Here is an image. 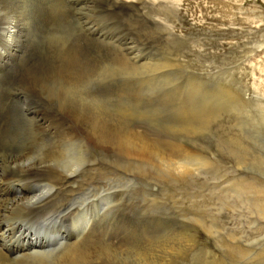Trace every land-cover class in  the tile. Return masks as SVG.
I'll use <instances>...</instances> for the list:
<instances>
[{"label": "rangeland", "instance_id": "1", "mask_svg": "<svg viewBox=\"0 0 264 264\" xmlns=\"http://www.w3.org/2000/svg\"><path fill=\"white\" fill-rule=\"evenodd\" d=\"M151 1L153 4L150 5H155L156 11L159 9L158 6L164 8V12H160V15L155 13L154 10L152 12L155 14H152L161 22L162 27L172 24L175 37L168 34L166 29L162 33V37L158 36L161 35V32H159L157 33L158 37L154 35L155 38L152 37L153 34L149 33V30H143L139 19H147L149 12L141 4L142 2L137 3L141 7V15H135L139 18L137 22H135L134 17L129 15L132 11L121 16L120 20L116 19L119 20L117 22L110 15L107 4L95 3V6L96 4L97 6L103 5L98 6L97 10L94 7L88 8V6H85L84 8L87 11H83L82 7L78 6L80 2L82 3L81 0H65L64 2L68 11L71 12L72 19L75 20V26L81 29L84 37L92 38L93 41L103 38L101 41L105 43L112 40L110 43H113V45L116 41L118 43L116 42L115 45H121L124 39H128L129 42L135 41V35L137 34L136 38L139 39L136 43L139 46H134V48L136 47L135 50L140 53L139 55L142 54L146 58L144 61L158 66L156 72L148 73L146 69L144 71H142L143 69L125 70L122 67V70L120 68L116 69L117 73L111 64H120L117 58L113 57V52H106V49H102L103 54L98 52L100 46L95 47V45L87 51V42L83 37H80V49L82 50H71L72 38L66 34L69 32V27L61 20V9L58 8L56 0L25 1L29 13L25 15L24 24H20L27 25V31L29 29L28 34L30 35L24 38L25 45L29 42L26 45V50L18 47L16 39L18 35L10 40V37L6 38L5 36L6 28L0 27V137L6 133L5 135L10 139L27 140L28 138L32 139L35 135L36 139H44L45 142H51L57 138L64 145L69 146L67 147L69 149L66 150L72 153L74 159L69 161L74 164L75 168H81L89 157L90 159L98 157V163H100L95 165V167L98 166V171L92 176L89 175L88 181L91 180V182L89 181L88 184L84 185H89L90 190L86 186L83 189L84 192L82 191L84 194L80 191L78 197L76 195V198H74L75 203H83L82 209H78L75 214L63 218L62 221L56 220L54 217L52 219L47 217L40 221L41 224L32 221H28L32 222L28 224L41 227L44 225L43 229H45L46 234H50V239L48 236L46 241L40 243L41 245H48L49 243L53 247L61 246L64 242V239L59 240L61 235H68L74 232L76 228H81L79 220L83 218L86 211V217L88 215L87 218L89 219L94 216V205L101 208L106 206L111 208V211L108 208L109 212L101 214L103 215L101 221L99 215L96 218H91L93 224L91 231L100 234V229H103L102 231L108 233L109 237L111 236L113 240H116L115 243L121 244L120 246L129 252L122 257L120 256V261L112 260L108 264H264V0ZM35 2L39 3L36 4ZM88 2L89 0L85 1L84 4L86 5ZM168 4L169 6H166ZM150 5L146 6L149 7ZM105 7L108 13H106ZM169 12L172 14L170 17L172 22L166 20L165 13ZM88 16L100 26H92V20H89ZM127 16L129 19L126 18ZM124 23L125 26H123ZM136 26L137 28H135ZM103 28L110 29L104 31ZM72 30L75 31L76 29ZM128 32L129 35H126ZM59 33L62 37L58 35ZM141 34L146 37L147 43L143 38H140ZM128 36L133 37L131 39ZM9 41L11 42L9 43ZM127 46H130L129 43ZM66 51H68L67 54L70 57L66 54ZM84 52H90V56H87ZM109 53L111 56H107ZM126 53L131 55L130 52ZM65 55L72 59L68 61L69 59ZM22 56L26 60L23 58L21 62L20 58ZM86 57L92 59L87 58L86 60ZM130 57H133V55ZM138 58L136 59L137 62L140 60ZM62 61H64L63 65L61 64ZM161 62L163 63L161 64ZM89 63H92L96 68L92 65L90 67ZM104 64H106V68ZM60 66L63 68V72ZM27 67H30L37 76L40 73L42 74L43 80L46 81L45 85L50 86V90H52L50 93L52 92V94L56 93L58 84L64 85L69 90L74 86L79 87L78 89H71L70 92L73 93V96L79 90L84 95L86 94L84 97L90 104L85 107H77V110L83 111L82 113L86 117L89 113V116L92 114L89 110H96L97 117L99 116L100 120L107 117L108 122L120 126L119 131L126 127L138 132V134H146L144 137L149 141V145L150 142L159 145L165 148L167 153L169 147L174 146L173 143H182V146L190 153V158L183 159L182 156L176 155L173 162H185V164L189 162V165L187 164L189 167L186 165L189 173L187 170L185 172L184 168H177L178 165L174 163L170 165L153 159L156 161L154 164H157L158 167L156 169L152 164V158L142 160L135 158V156L123 158L113 147L102 145L96 137L93 138L90 132L87 131L88 126L83 122H80L81 128L76 127L73 120L60 122L58 123L60 128L58 127L56 135H41L34 128L37 125L25 117V112L31 108L29 109L24 94L17 90L22 76L28 71ZM70 67L74 69L71 70ZM93 68L95 69L93 70ZM103 68L106 71H102ZM67 69L74 72L69 73ZM60 71L62 73L66 72L67 75L66 73L61 74ZM79 71L80 73H78ZM9 72L12 74L10 75ZM60 75L64 76L59 77ZM66 77H73L70 80L71 84L69 83L68 86L64 83ZM141 77L144 81L146 79L147 81L144 82ZM8 79L11 81H8ZM122 79L125 83L122 82ZM141 80L144 85H142ZM126 82L127 84L131 83L129 89L132 91L128 89L130 85H127ZM71 85L72 87H70ZM145 85H149V89ZM132 87L137 88L133 89ZM46 95L41 96L43 102H47V100L50 102L51 98L54 103L59 100L54 95ZM82 102L85 104L86 101L83 100ZM99 103L102 105H99ZM197 103L199 105L202 103L205 108L203 106L201 108ZM118 106L123 108L120 111L121 113H117L120 109ZM72 107L75 108L73 105ZM87 109L88 111H86ZM199 110L210 112L209 118L207 116L209 123L206 119L199 118V114H195ZM184 111L186 115L190 111V126H194V128L191 127L193 130H190V134L184 132L173 137L169 134L172 133L169 127L172 124L176 126L177 123L181 125V114ZM197 116L199 119H197ZM131 119L133 120L132 127L129 124ZM84 125L86 127H83ZM201 126L203 127L201 130L195 128ZM137 128H141L142 131L137 130ZM68 131L70 132L68 133ZM73 131H79L76 132L75 144L72 136ZM86 135L87 137H85ZM64 165L61 163L59 168ZM64 167L62 169L66 170V167ZM83 168H85V165ZM32 183H37L36 186L40 184V182H36V179H33L29 182L22 181L18 185L17 182L6 177L5 181H0V192H2L0 193V199L14 197L20 191L29 194L31 192L29 185ZM104 190L107 191L102 193ZM87 218L86 220H88ZM5 222L0 220V246L5 248L9 258L14 259L24 249L26 251L30 248L26 249L22 246L25 239L21 242L15 240L16 228L13 229L11 223ZM8 228L9 232L7 231ZM13 244L14 246H12ZM158 245H165L169 249H174L172 248L173 245H177V247L172 254L173 256L161 252L157 253L160 255H157L154 254L153 247ZM140 253L141 255L144 253L147 257L144 259L145 261ZM139 257L142 259L141 261L138 259Z\"/></svg>", "mask_w": 264, "mask_h": 264}, {"label": "bare ground", "instance_id": "2", "mask_svg": "<svg viewBox=\"0 0 264 264\" xmlns=\"http://www.w3.org/2000/svg\"><path fill=\"white\" fill-rule=\"evenodd\" d=\"M26 0H0V27L1 28H6L5 32L6 33V38L10 37V40L13 39L16 35L17 36V42H18V47L21 49H25L26 50V45L29 43H27L25 45V41L24 38L28 34L27 28L24 25H21L20 23L24 24V20L26 19V16L29 13V9H27L28 5L26 4L27 2H25ZM28 1V0H27ZM65 0H56L57 2V6L60 10V15H61V20L64 22V24L67 25V27H69V32H67L66 34L69 35L70 38H72V47L71 50H76L80 49V37H83L86 42H87V51L89 50V48H93L94 45L96 46H100L99 51L103 53L102 49L105 50L106 52H113L115 58H117L118 62L120 65L118 64H111L112 67L115 69V72L118 73V71H116L117 68H120L121 70L124 68L125 70H138V69H143L142 71H144L146 69V71L148 73L150 72H156L158 67L157 65L152 64L151 62H146L144 61L146 58L140 53H137V51L135 50L137 46V41L139 38H136L135 35V41H131L129 42L128 39H122L123 42L121 45H113V43L110 42H104L101 40H92V38H87L83 36V32L81 31V29H79L77 26H75L76 23L75 20L72 19L71 16V12L68 11V9L66 8L67 6L65 5ZM82 3L80 2V4L78 6H81L83 11H87L84 7L88 6L89 7H94L95 9L98 8V6H102L103 4H107V7L110 9V15L112 16L113 19H119L121 18V16L126 15L127 13L131 12L130 17H134V19H136L135 22H137V20L139 19L137 16L135 15H141V7H139V5H137V3H141L143 4V6L148 10L147 12H149L148 14V18L147 19H139L140 24L144 29H147V31L149 30V33L153 34V38H155L154 35L157 36V33L161 32V35H158L159 37H162V33L165 31V29L167 30L168 34H170L172 37H175L174 32L172 31V24L169 25H164L163 27L161 26V22L159 20H157L153 14L157 13L159 14L160 12H164V8L162 6H158L159 9L156 11L155 10V5H150L153 4L151 0H89L88 3H86V5L84 4L85 1L87 0H81ZM157 1V0H156ZM172 1V0H171ZM169 2V1H168ZM36 3V2H35ZM39 3V2H37ZM36 3V4H37ZM74 3V2H73ZM76 3V2H75ZM93 3V4H92ZM95 3H103L102 5H98ZM35 4V5H36ZM156 4V3H155ZM162 4V3H161ZM41 5V4H39ZM52 5V4H51ZM50 5V6H51ZM146 5H150L149 7H147ZM54 6V5H53ZM166 6H169L166 5ZM37 7V6H36ZM57 8V9H58ZM93 8V9H94ZM106 8V7H105ZM128 8V9H125ZM172 8V7H171ZM53 9V8H52ZM35 10V9H34ZM37 10V9H36ZM51 10V9H50ZM71 10V9H70ZM80 10V9H79ZM97 10V9H96ZM156 11L155 13L152 11ZM54 11V10H53ZM93 11V10H92ZM107 11L106 13H108V10L106 8ZM143 11V10H142ZM36 12H40V11H36ZM56 12V11H55ZM94 12V11H93ZM172 12V11H171ZM153 13V14H152ZM54 14V13H53ZM50 15V14H49ZM56 15V14H55ZM82 15V14H81ZM87 15V12H86ZM109 15V16H110ZM160 15V14H159ZM166 15V20H171V16L172 14L169 13H165ZM93 16V15H92ZM106 16V15H105ZM145 16V15H144ZM32 17V16H30ZM29 17V18H30ZM38 17V15H37ZM54 17V16H53ZM104 17V16H103ZM142 17V16H140ZM28 18V17H27ZM33 18V17H32ZM31 18V19H32ZM36 18V17H35ZM87 18V17H86ZM89 20L91 21L92 26L94 27H99L100 24L98 25V23H96L95 20H93L92 18H90L88 16ZM87 18V19H88ZM123 18V17H122ZM125 18V17H124ZM128 18V16L126 17ZM125 18V19H126ZM129 19V18H128ZM132 19V18H131ZM20 20V21H19ZM37 21V18L35 19ZM40 20V19H39ZM55 20V19H54ZM112 20V19H110ZM119 20L117 22H119ZM31 21V20H30ZM29 21V23H30ZM109 21V20H108ZM122 21V20H121ZM124 21V20H123ZM110 22V21H109ZM27 23V22H26ZM116 23V22H115ZM134 23V22H132ZM54 24V23H52ZM119 24V23H118ZM89 25V24H88ZM114 25V23H113ZM29 26V24H28ZM52 26V25H51ZM86 26V25H85ZM122 26V25H120ZM119 26V27H120ZM125 26V23L124 25ZM90 27V26H89ZM118 27V28H119ZM45 28V26H44ZM87 28V27H86ZM111 28V27H110ZM109 28V29H110ZM122 28V27H120ZM133 28V27H132ZM137 28V26L135 27ZM159 28V29H158ZM31 29V28H30ZM54 29V27H53ZM72 29H76L75 31ZM108 29V30H109ZM114 29V27H113ZM47 30V29H46ZM52 30V29H51ZM58 30V29H57ZM102 30V29H101ZM103 30L105 31L106 29L103 28ZM102 30V31H103ZM106 30V31H108ZM117 30V27H116ZM121 30V29H120ZM134 30V29H133ZM139 30V29H138ZM40 31V30H39ZM91 31V30H90ZM111 31V30H110ZM113 31V30H112ZM131 31V29H130ZM136 31V30H135ZM146 31V30H145ZM76 32V33H75ZM94 32V31H93ZM118 32V31H117ZM121 32V31H120ZM123 32V31H122ZM126 32V31H125ZM36 33V31H35ZM55 33V32H54ZM58 33V32H57ZM97 33V32H96ZM95 33V34H96ZM101 33V32H100ZM124 33V32H123ZM139 33V32H137ZM33 34V32H32ZM31 34V35H32ZM89 34V33H88ZM107 34V33H106ZM129 35V32L126 33V35ZM143 34V33H142ZM142 34L140 35V38H143L144 41H146V37L142 36ZM151 34V35H152ZM1 35V34H0ZM51 35V34H50ZM58 35L61 36V33H59ZM117 35V34H115ZM125 35V33H124ZM134 35V34H133ZM33 36V35H32ZM60 36H58L60 38ZM99 36V35H97ZM157 36V37H158ZM1 37V36H0ZM57 37V38H58ZM62 37V36H61ZM91 37V36H90ZM130 37V36H128ZM133 37V36H131ZM130 37V38H131ZM150 37V36H149ZM3 38V37H2ZM55 38V37H54ZM53 38V39H54ZM100 38V37H99ZM116 38V37H115ZM118 38V37H117ZM32 39V38H31ZM35 39V38H34ZM106 39V38H105ZM108 39V38H107ZM132 39V38H131ZM130 39V40H131ZM26 40V39H25ZM58 40V39H57ZM64 40V39H63ZM151 40V39H150ZM33 41V39H32ZM39 41V40H38ZM11 41H9L10 43ZM15 42V43H17ZM27 42V41H26ZM120 42V41H119ZM148 41H146L147 43ZM38 43V42H37ZM60 43V42H59ZM62 43V42H61ZM64 43V41H63ZM99 43V44H98ZM118 43V42H117ZM129 43L130 46H127ZM2 44V43H1ZM14 44V43H13ZM44 44V43H43ZM97 44V45H96ZM30 45V44H29ZM63 45V44H62ZM67 45V44H66ZM123 45V46H122ZM60 46V44H59ZM134 46H136L134 48ZM45 47V46H44ZM17 48V47H16ZM28 48V47H27ZM32 48V46H31ZM68 48V47H67ZM152 48V47H151ZM43 49V48H42ZM95 49V48H94ZM82 50V49H80ZM91 51V50H90ZM42 52V51H41ZM68 51H66L67 54ZM97 52V51H96ZM97 52V53H98ZM126 52H130L131 55H133V57H130L131 55H127ZM157 52V51H156ZM8 53V52H7ZM23 53V52H22ZM59 53V52H58ZM70 53V52H69ZM78 53V52H77ZM87 56H90V52H84ZM83 53V54H84ZM96 53V55H97ZM147 53V52H146ZM15 54V53H14ZM57 54V53H56ZM93 54V53H91ZM104 54V53H103ZM21 55V54H20ZM47 55V54H45ZM68 55V54H67ZM65 55V57L67 56ZM74 55V54H73ZM102 55V54H101ZM100 55V56H101ZM69 56V55H68ZM67 56V57H68ZM81 56V54H80ZM83 56V55H82ZM105 56V55H103ZM107 56H111V54L109 53V55ZM146 56V55H145ZM70 57V56H69ZM68 57V59H69ZM99 57V56H98ZM106 57V56H105ZM139 57V58H138ZM23 58L25 59L24 56H22V58H20L21 62L23 60ZM88 57H86L87 60ZM110 58V57H109ZM139 60V62H137V59ZM57 59V58H56ZM61 59V58H60ZM72 59V58H71ZM71 59H69L68 61H70ZM79 59V58H78ZM90 59V58H88ZM92 59V58H91ZM90 59V60H91ZM101 59V58H100ZM108 59V58H107ZM106 59V60H107ZM148 59V58H147ZM164 59V58H163ZM26 60V59H25ZM24 60V61H25ZM33 60V59H32ZM40 60V59H39ZM59 60V59H57ZM112 60V59H111ZM154 60V59H153ZM78 61V60H77ZM58 62V61H57ZM64 61L61 62V64ZM73 63V61H71ZM70 62V64H72ZM107 62V61H106ZM113 62V61H112ZM115 62V60H114ZM66 63V61H65ZM88 63V62H87ZM157 63V62H156ZM163 62H161L162 64ZM169 63V62H168ZM6 64V63H5ZM27 64V63H26ZM60 64V65H61ZM67 64V63H66ZM65 64V65H66ZM78 64V63H77ZM102 64V63H101ZM22 65V64H21ZM25 65V64H24ZM63 65V64H62ZM64 65V66H65ZM90 67L91 65L93 66V64L89 63ZM105 68H106V64ZM103 65V66H104ZM108 65V64H107ZM110 65V66H111ZM166 65V64H165ZM63 66V67H64ZM97 66H98V62H97ZM6 67V66H5ZM34 67V66H33ZM37 67V66H36ZM61 67V66H60ZM67 67V66H66ZM65 67V69H66ZM75 67V66H74ZM77 67V66H76ZM95 67V66H93ZM111 67V68H112ZM123 67V68H122ZM155 67V68H153ZM175 67V66H174ZM3 68V67H2ZM14 68V67H13ZM28 68V67H27ZM35 68V67H34ZM62 68V67H61ZM71 70L74 69L72 67H70ZM69 68V69H70ZM86 68V67H85ZM96 68V67H95ZM93 68V70L95 69ZM105 68L101 69L102 71H106ZM110 68V69H111ZM59 69V68H58ZM76 69V68H75ZM99 69V67H98ZM28 71L26 72V74H24L22 76V80L19 84V87L17 86V90L20 91L22 94H24L23 96H25V100H27L28 102V106L29 109L28 111H30L28 113L25 112V117L31 121H33L37 126H35L34 128L39 131L41 133V135L45 134V135H49V136H54L58 133V123L60 122H69L71 120H73L74 125L76 127H80V124L83 122L84 124H86L87 127V131L90 132V135L94 137H96L98 139V141L105 146H110L111 148L113 147L119 154L121 157L126 158V156H135V158L137 157L139 160L142 159H150L152 158V164H154V160H160L162 163H168L171 165V163H174L173 161L175 160L174 156H182V158L184 159H188L190 158V153L182 146V143L176 144L173 143L174 146H168L170 149V151L165 150V148H162L159 145H156L154 143L150 142L149 145V141L146 140V138L144 136H146V134H138V132H134V130L123 127V129H120V126L116 123L113 122H108L107 121V117L105 119H99V116L97 117L96 114V110H89L92 112V114L88 117H86V115H83V111L80 112V110H77V107H85L86 105L90 104L86 99H85V95L84 93L79 92L76 93L74 96L71 94L70 90L76 88L75 86L73 88H71L70 90L68 88H66L64 85L62 84H58L57 85V91L55 94H52V92L50 93V86L49 85H45V82L43 80V76L40 73L39 76L36 75L35 72H32V69L29 67L27 69ZM38 70V69H37ZM49 70V69H48ZM68 70V69H67ZM7 71V70H6ZM15 71V70H14ZM36 71V70H35ZM66 71V70H65ZM69 73L74 72L68 70ZM84 71V70H83ZM100 71V70H99ZM113 71V70H111ZM135 71V70H134ZM3 72V71H2ZM45 72V71H44ZM61 72V71H60ZM62 72H63V68H62ZM61 74H64L62 73ZM101 72V71H100ZM99 72V73H100ZM113 72V73H115ZM146 72V73H147ZM5 73V72H4ZM10 73V72H9ZM25 73V72H24ZM49 73V72H48ZM80 73V71L78 72ZM87 73V72H86ZM93 73V72H92ZM95 73V72H94ZM110 73V72H109ZM145 73V74H146ZM12 73H10L11 75ZM19 74V73H17ZM45 74V73H44ZM50 74V73H49ZM54 74V73H53ZM73 74V73H72ZM75 74V73H74ZM101 74V73H100ZM116 74V73H115ZM113 74V75H115ZM167 74V73H166ZM6 75V74H5ZM51 75V74H50ZM67 75V73H66ZM65 75V76H66ZM80 75V74H79ZM102 75V74H101ZM100 75V76H101ZM104 76H106L103 73ZM108 75V74H107ZM118 75V74H117ZM132 75V74H131ZM142 75V74H141ZM140 75V76H141ZM13 76V75H12ZM53 76V75H52ZM64 76V75H62ZM61 75L59 77H62ZM69 76V75H68ZM72 76V75H70ZM82 76V74H81ZM80 76V77H81ZM96 76V75H95ZM110 77H112L110 74L108 75ZM136 76V75H135ZM11 77V76H10ZM57 77V76H56ZM78 77V75H77ZM90 77V75H89ZM131 77V76H130ZM138 77V76H137ZM143 77V76H142ZM141 77V78H142ZM152 77V76H151ZM13 78V77H12ZM67 78V77H66ZM64 78V83L66 86L70 85V80L71 78ZM92 78V77H91ZM106 78V77H105ZM125 78V77H124ZM135 78V77H134ZM140 78V77H139ZM3 79V78H2ZM1 79V80H2ZM15 79V76H14ZM58 79V78H56ZM81 79V78H80ZM83 79V78H82ZM96 79V78H95ZM94 79V80H95ZM99 81L100 78L98 77ZM102 79V76H101ZM107 81L108 78H106ZM143 79V78H142ZM160 79V78H159ZM10 79H8L9 81ZM18 80V79H17ZM52 80V79H50ZM55 80V79H54ZM78 80V79H77ZM86 80V79H85ZM123 80V79H122ZM139 80V79H138ZM149 80V79H148ZM153 80V79H152ZM11 81V80H10ZM44 81V82H43ZM58 81V80H56ZM114 82V80H112ZM127 81V80H126ZM142 81V80H141ZM144 81V79H143ZM142 81V82H143ZM147 81V79L145 80ZM144 81V82H145ZM150 81V80H149ZM5 82V81H4ZM19 82V81H18ZM60 82V81H59ZM101 82V81H100ZM110 82V81H109ZM121 82V81H120ZM119 82V84H120ZM123 83L124 80L122 81ZM130 82V81H129ZM138 82V81H137ZM140 82V81H139ZM140 82V84L144 85ZM151 82V81H150ZM172 82V81H171ZM11 83V82H10ZM63 83V82H62ZM70 83V84H69ZM86 83V82H84ZM93 83V82H92ZM104 83V82H103ZM112 83V82H111ZM122 83V84H123ZM15 84V83H14ZM17 84V83H16ZM101 84V83H100ZM116 84V83H115ZM118 84V85H119ZM127 84V82H126ZM139 84V83H137ZM161 84V83H160ZM167 84V83H166ZM8 85V84H7ZM103 85V84H102ZM125 85V84H123ZM130 85L128 86L131 87V83L127 84ZM163 85V84H162ZM165 85V84H164ZM2 86V85H1ZM15 86V85H14ZM80 86V85H79ZM115 85L113 84V87ZM147 86L146 88L149 89V85H145ZM144 86V87H145ZM10 87V86H9ZM72 87V85L70 86ZM85 87V86H83ZM112 87V88H113ZM118 87V86H117ZM116 87V88H117ZM123 87V86H121ZM142 87V86H141ZM151 87V86H150ZM163 87V86H162ZM1 88V87H0ZM79 88V87H78ZM76 88V89H78ZM124 88V87H123ZM122 88V89H123ZM133 88V87H132ZM135 88V87H134ZM133 88V89H134ZM137 88V87H136ZM135 88V89H136ZM5 89V87H4ZM52 89V88H51ZM91 89V88H90ZM110 89V88H108ZM121 89V88H120ZM140 89V87H139ZM142 89V88H141ZM146 89V90H147ZM83 90V89H81ZM97 91V89H95ZM99 90V89H98ZM111 90V89H110ZM125 90V89H124ZM126 90H127V86H126ZM130 90V89H129ZM128 90V91H129ZM145 90V88L143 89V91ZM17 91V92H18ZM91 91V90H90ZM105 91V90H104ZM115 91V90H114ZM132 91V90H130ZM141 91V90H140ZM142 91V93H143ZM74 92V91H73ZM89 92V91H88ZM95 92V91H94ZM98 92V91H97ZM117 92V91H116ZM126 92V91H125ZM137 92V91H136ZM45 93V94H44ZM86 93V92H85ZM108 93V91H107ZM113 93V92H112ZM120 93V92H119ZM131 93V92H130ZM140 93V92H138ZM1 94V93H0ZM8 94V93H6ZM47 94V95H46ZM88 94V93H87ZM99 94V93H97ZM96 94V95H97ZM105 94V93H104ZM110 94V93H109ZM135 94V93H134ZM133 94V95H134ZM168 94V93H167ZM50 96V95H54L56 96L59 100L58 102H53L52 98L50 99V102L47 100V102H43L42 101V97L43 96ZM94 95V94H93ZM92 95V98L94 97ZM100 95V94H99ZM103 95V94H102ZM106 95V94H105ZM108 95V94H107ZM113 95V94H112ZM115 95V94H114ZM113 95V96H114ZM132 95V94H131ZM139 95V94H138ZM137 95V96H138ZM164 95V94H163ZM1 96V95H0ZM15 96V95H14ZM42 96V97H41ZM88 96V95H87ZM86 96V97H87ZM111 96V95H110ZM136 96V95H135ZM10 97V96H9ZM12 97V96H11ZM55 97V98H56ZM84 99H83V98ZM96 97V96H95ZM112 97V96H111ZM110 97V99H111ZM120 97V96H119ZM168 97V96H167ZM106 99L108 97H105ZM114 98V97H113ZM142 98V97H141ZM11 99V98H10ZM48 99V98H46ZM75 99V100H74ZM109 99V100H110ZM140 99V98H139ZM139 99L137 100V102L139 101ZM57 100V99H56ZM83 100H85V104H83ZM90 100V99H89ZM99 100V99H98ZM97 100V102H99ZM102 100V99H101ZM114 100V99H113ZM142 100V99H141ZM112 101V100H111ZM115 101V100H114ZM132 101V100H131ZM3 102V100H2ZM10 102V101H9ZM12 102V101H11ZM93 102V101H92ZM102 102V101H101ZM113 102V101H112ZM116 102V101H115ZM59 103V104H58ZM196 103V102H195ZM1 104V103H0ZM95 104V103H94ZM139 104V103H138ZM137 104V105H138ZM198 104V103H197ZM205 104V103H204ZM208 104V103H207ZM211 104V102H210ZM72 105L75 107L73 108ZM93 105V104H92ZM99 105H102L99 103ZM119 105V104H118ZM134 105V104H133ZM136 105V104H135ZM193 105V104H192ZM199 105V104H198ZM217 105V104H216ZM11 106V105H8ZM91 106V105H90ZM94 106V105H93ZM196 106V105H195ZM200 107L203 106L202 103L199 105ZM208 106V105H207ZM206 106V107H207ZM211 106V105H210ZM26 107V104H25ZM105 107V106H104ZM120 109H118L117 113H121L120 111H122L121 109H123L121 106H118ZM157 107V106H154ZM190 107V106H189ZM193 107V106H192ZM204 107V106H203ZM218 107V106H217ZM88 108V107H86ZM95 108V107H93ZM161 108V107H160ZM202 108V107H201ZM205 108V107H204ZM222 108V107H221ZM89 109V108H88ZM88 109L86 111H88ZM189 109V108H188ZM200 109V108H199ZM216 109V108H215ZM64 110V111H63ZM83 110V109H81ZM143 110V109H141ZM156 111V109H154ZM168 110V109H167ZM198 110V108H197ZM195 110V111H197ZM140 111V110H139ZM159 111V110H158ZM192 111V110H191ZM2 112V111H1ZM116 112V111H115ZM138 112V111H136ZM161 112V111H160ZM107 113V112H106ZM159 113V112H158ZM193 113V112H191ZM210 113V112H209ZM208 112H206L205 110H199L198 113L196 112L195 114H199V118L201 119H206L207 120V116L209 115ZM85 114V113H84ZM129 115L128 113H124ZM215 114V113H214ZM213 114V115H214ZM109 115V114H108ZM161 115V114H160ZM182 115V122L181 125H179L177 123V125H173L171 127H169V129L172 131V133H169L170 135H172L173 137L177 136V134H183L184 132L190 134V130H193L192 128H194V126H190V111L188 113V115H186L185 111L181 114ZM1 116V115H0ZM106 116V115H105ZM104 116V117H105ZM216 116V115H215ZM214 116V117H215ZM103 117V118H104ZM178 117V116H177ZM176 117V118H177ZM205 117V118H204ZM1 118V117H0ZM22 118V117H21ZM180 118V117H179ZM197 116V119H199ZM209 118V116H208ZM195 119V118H194ZM63 120V121H62ZM139 120V119H137ZM149 120V119H148ZM202 120V121H203ZM179 122V119L177 120ZM193 121V119H192ZM191 121V122H192ZM16 122V121H15ZM81 122V123H80ZM130 122V123H129ZM128 123L131 125L133 123V120L131 119ZM149 122V121H148ZM201 122V121H200ZM208 122V120H207ZM146 123V122H145ZM151 123V122H149ZM206 123V121H205ZM209 123V122H208ZM147 124V123H146ZM199 124V123H198ZM203 124V123H200ZM64 125V124H63ZM73 125V124H72ZM79 125V126H78ZM85 125L83 127H86ZM137 126V125H136ZM71 127V126H70ZM192 127V128H191ZM60 128V127H59ZM78 128V129H79ZM89 128V129H88ZM135 128V127H134ZM196 129L201 130V127H195ZM72 129V128H71ZM77 129V128H74ZM127 129V130H126ZM141 128H137V130H140ZM195 129V130H196ZM68 130V128H67ZM80 130V129H79ZM82 130V129H81ZM131 130V131H130ZM18 131V130H17ZM134 133H133V132ZM142 131V130H140ZM144 131V129H143ZM70 131H68L69 133ZM73 140H74V144L76 143V137H77V133L79 131H73ZM67 133V134H68ZM80 133H82V131H80ZM197 133V132H196ZM6 133H4L1 137H0V181H5L6 177L9 178V180H14V182H17L18 185H20L19 183L22 181H32L33 179H36V182H40V184L38 186H36L37 183H32L30 184V188H31V192H29V194H25L22 191H20V193H18V195L16 196H10L11 198H1L0 199V220L2 221H6L7 223H11L13 225V229L16 228L15 230V240L17 241H23L25 239L24 244L22 245L24 248L26 247V250L24 249L23 252H21V254L17 255L16 258L11 259L9 258V256L7 255L5 248L0 246V264H49L50 262L52 264H108L110 263L112 260L117 261L119 260L120 256L122 257L124 254L129 253L128 251L124 250L120 245V243H122V241H120V245H118L116 242V240H113V238H111V236L109 237L108 233H105L104 231H102L103 229H100V234H96L94 231H91V228H93V224H92V219L91 218H96L97 215L101 216L100 217V221L103 218V215L101 214H106L107 212H109L108 210L111 208L109 207H97V205H94V216L91 218H87L86 217V212L83 214V218L82 219H78L80 221V225L81 228L77 229L72 232L69 233L68 235H61V237L59 238V240L62 241V239H64V242L62 243L61 246H52V244L48 245H41L40 243L44 242L43 240H34V234L32 231H30V229L35 226L34 224H28V223H32V222H36L41 224L42 222H40L43 218H50L52 219L53 217L56 220H61L63 218H66L67 216L71 215V214H75V212L78 209H82L83 203H75L74 198H76L75 196L77 195L78 197V193L81 191L84 192L83 189H85L84 186L85 184H88L89 181L91 182V180L88 181V179L90 178V176H92L93 174H95L96 171H98V166L95 167V165H98L100 163H98V157L95 159H87L84 162V165L81 166V168H75L74 164H71V162L69 160H73V156L72 153H70L69 151L67 152V147L64 145L59 139L56 138V140H53L51 142H45L44 139H36L35 135L31 138H28L27 140H23V139H17V138H13L10 139L9 137H7V135H5ZM72 134V132H71ZM84 134V133H83ZM66 135V134H65ZM80 136V134H78ZM85 135V134H84ZM88 135V134H87ZM87 135L85 137H87ZM58 136V135H57ZM62 137V135H61ZM70 137V136H69ZM81 138V137H80ZM83 138V137H82ZM91 138V137H90ZM95 138V139H96ZM68 139V138H67ZM86 139V138H85ZM51 140V139H49ZM92 140V139H90ZM86 141V140H83ZM81 141V142H83ZM70 142V141H69ZM98 143V142H97ZM99 143V145H100ZM68 144V143H67ZM86 144V142H85ZM96 144V143H95ZM69 145V144H68ZM97 145V144H96ZM84 146V145H83ZM72 147V146H71ZM101 148V147H100ZM67 149V150H66ZM168 149V148H167ZM71 150V149H70ZM73 150V149H72ZM74 150L76 151L75 147ZM78 150V148H77ZM109 150H113V149H109ZM72 152V151H71ZM104 154V153H103ZM75 155V154H73ZM195 155V154H194ZM77 156V155H76ZM74 156V157H76ZM113 156V155H112ZM116 156V155H115ZM197 156V155H196ZM106 157V156H105ZM192 157V156H191ZM133 158V157H132ZM194 158V157H193ZM109 159V158H108ZM122 159V158H121ZM154 159V160H153ZM179 160V158H178ZM76 161V160H75ZM182 161V160H181ZM180 161V162H181ZM139 162V161H138ZM179 162V161H178ZM184 162V160H183ZM66 164L64 165L66 167V170L62 169L61 167L59 168L60 164ZM189 163V162H188ZM187 163V164H188ZM76 164V163H75ZM141 164V163H139ZM143 164V163H142ZM160 164V163H159ZM175 165L177 164V168H184L185 172L186 170L189 173V169L186 168L188 165L184 163H174ZM151 165V164H150ZM187 165V166H186ZM101 166V165H100ZM165 166V165H164ZM174 166V165H173ZM64 167V168H65ZM75 169H74V168ZM154 167L157 169V164H154ZM189 167V166H188ZM169 168V167H168ZM181 169V170H184ZM184 172V171H181ZM90 175V176H89ZM124 175V174H123ZM104 176V175H103ZM120 176V175H119ZM122 176V175H121ZM105 177V176H104ZM107 177V175H106ZM116 178V177H115ZM116 180V179H115ZM121 181V180H120ZM7 182V181H6ZM12 182V181H10ZM13 183V182H12ZM115 183V182H114ZM133 183V182H132ZM23 184V183H22ZM27 184V183H26ZM110 184V183H109ZM35 185V186H34ZM92 185V184H90ZM4 186V185H3ZM6 186V184H5ZM13 186V185H12ZM89 186V185H88ZM87 186V188H88ZM95 186V185H94ZM7 187V186H6ZM92 187V186H91ZM29 188V187H28ZM29 188V189H30ZM94 188V187H93ZM109 188V187H108ZM7 189V188H6ZM89 189V188H88ZM124 189V188H123ZM14 190V189H13ZM21 190V188H20ZM90 190V189H89ZM88 190V191H89ZM16 191V190H15ZM88 191H86L88 193ZM92 191V190H91ZM95 191V190H93ZM107 190L102 191L105 192ZM125 191V190H124ZM6 192V191H5ZM12 192V191H11ZM82 192V193H83ZM96 192V191H95ZM2 193V192H0ZM7 193V192H6ZM16 193V192H14ZM101 193V194H102ZM5 194V193H4ZM11 194V193H8ZM84 194V193H83ZM89 194V193H88ZM94 194V193H93ZM96 194V193H95ZM105 194V193H104ZM107 194V192H106ZM105 194V195H106ZM15 195V194H14ZM90 195V194H89ZM7 196V195H6ZM94 196V195H93ZM96 196V195H95ZM100 196V195H99ZM107 196V195H106ZM112 196V195H111ZM118 196V195H117ZM5 197V196H4ZM81 197V196H80ZM90 197V196H89ZM88 197V198H89ZM103 197V196H102ZM87 198V199H88ZM92 198V197H90ZM89 198V199H90ZM100 198V197H99ZM84 199V198H83ZM82 199V200H83ZM88 199V200H89ZM115 199V198H114ZM122 199V197H121ZM87 200V201H88ZM104 200V199H103ZM80 201V200H79ZM86 201V200H85ZM86 201V202H87ZM91 201V200H90ZM109 201V200H108ZM81 202V201H80ZM89 202V201H88ZM102 202V201H101ZM105 202V201H103ZM117 202V201H116ZM110 203V202H109ZM115 203V202H114ZM113 203V204H114ZM88 204V203H87ZM112 204V205H113ZM85 205V204H84ZM90 205V204H89ZM111 205V204H110ZM115 205V204H114ZM123 205V203H122ZM86 206V205H85ZM100 206V205H98ZM102 206V205H101ZM88 207V206H87ZM86 207V208H87ZM90 207V206H89ZM116 207V206H115ZM125 207V206H124ZM123 207V208H124ZM84 208V207H83ZM109 208V209H108ZM142 208V207H141ZM91 211V209H90ZM89 212V211H88ZM78 213V212H77ZM80 213V212H79ZM82 214V213H80ZM118 214V213H117ZM90 215V214H89ZM98 216V217H99ZM72 217V216H71ZM90 217V216H89ZM81 218V217H80ZM86 218L88 220H86ZM74 220V219H73ZM124 220V219H123ZM28 221H32V222H28ZM77 221V222H79ZM5 222V223H6ZM53 222V221H52ZM67 222V221H66ZM124 223V222H123ZM122 223V224H123ZM121 224V225H122ZM43 225V224H42ZM53 225V223H52ZM79 225V224H78ZM110 225V224H109ZM113 225V224H112ZM44 226V225H43ZM42 226V228H43ZM126 227V226H125ZM5 228V227H4ZM65 229V228H64ZM120 229V228H119ZM9 230V228L7 229V231ZM125 230V229H124ZM97 231V229H96ZM114 231V230H113ZM6 232V231H5ZM9 232V231H8ZM60 232V231H59ZM109 232V231H108ZM111 232V231H110ZM127 232V230H126ZM98 233V232H97ZM5 234V233H4ZM7 234V233H6ZM57 234V233H56ZM66 234V233H65ZM58 235V234H57ZM14 236V235H12ZM49 239H50V234L48 233ZM60 236V235H59ZM113 237V236H112ZM127 237V236H126ZM13 239V237H11ZM7 239V237H6ZM37 239V238H36ZM57 239V238H56ZM9 240V239H7ZM4 241V240H3ZM54 241V240H53ZM52 241V242H53ZM160 241V240H159ZM8 242V241H7ZM114 242V243H113ZM15 243V242H13ZM19 243V242H18ZM182 243V242H181ZM5 244V243H4ZM20 244V243H19ZM58 244V243H57ZM107 244V245H106ZM1 245V244H0ZM3 245V244H2ZM7 245V244H6ZM21 245V244H20ZM33 245V246H32ZM118 245V246H117ZM166 245V244H165ZM165 245L163 246H155L153 247V252L154 254L156 253H167L169 254H173V252L175 251L177 245H173L172 248L174 249H169L168 247L166 248ZM14 246V244L12 245ZM40 246V247H39ZM117 246V248H116ZM170 246V244H169ZM16 247V246H15ZM19 247V246H18ZM21 247V246H20ZM171 247V246H170ZM7 249V248H6ZM16 250V248H15ZM9 251V250H8ZM17 251V250H16ZM149 252V251H148ZM152 252V251H151ZM183 252V251H182ZM17 254V253H16ZM131 254V253H130ZM139 254V252H138ZM148 254V253H147ZM150 254V252H149ZM152 254V253H151ZM10 255V254H9ZM160 255V254H157ZM162 255V254H161ZM175 255V253H174ZM14 256V255H13ZM126 256V255H125ZM140 256L142 257V259L144 260L145 258H147L144 253ZM155 256V255H154ZM163 256V255H162ZM173 256V255H172ZM151 257V256H149ZM153 257V256H152ZM156 257V256H155ZM160 257V256H159ZM167 257V256H166ZM140 261L142 260L140 257L138 258ZM163 259V258H162ZM161 259V260H162ZM171 260V259H168ZM120 261V260H119ZM145 261V260H144ZM158 261V260H157ZM161 262V261H159ZM163 262V261H162ZM148 263V262H147Z\"/></svg>", "mask_w": 264, "mask_h": 264}, {"label": "water", "instance_id": "3", "mask_svg": "<svg viewBox=\"0 0 264 264\" xmlns=\"http://www.w3.org/2000/svg\"><path fill=\"white\" fill-rule=\"evenodd\" d=\"M30 231L35 233L36 238L40 239L42 237V232L39 231L36 227L31 228Z\"/></svg>", "mask_w": 264, "mask_h": 264}]
</instances>
